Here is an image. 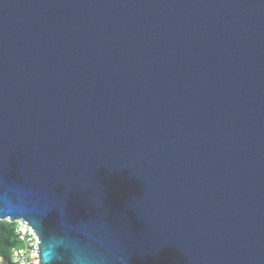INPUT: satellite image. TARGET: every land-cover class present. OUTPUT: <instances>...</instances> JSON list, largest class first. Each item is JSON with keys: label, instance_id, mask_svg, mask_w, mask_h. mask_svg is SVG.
Here are the masks:
<instances>
[{"label": "water", "instance_id": "obj_1", "mask_svg": "<svg viewBox=\"0 0 264 264\" xmlns=\"http://www.w3.org/2000/svg\"><path fill=\"white\" fill-rule=\"evenodd\" d=\"M38 264H264V0H0V220Z\"/></svg>", "mask_w": 264, "mask_h": 264}, {"label": "built area", "instance_id": "obj_2", "mask_svg": "<svg viewBox=\"0 0 264 264\" xmlns=\"http://www.w3.org/2000/svg\"><path fill=\"white\" fill-rule=\"evenodd\" d=\"M11 222L16 223L15 232L19 244L11 249L8 256L0 255V264H38L39 239L34 228L21 219Z\"/></svg>", "mask_w": 264, "mask_h": 264}, {"label": "trees", "instance_id": "obj_3", "mask_svg": "<svg viewBox=\"0 0 264 264\" xmlns=\"http://www.w3.org/2000/svg\"><path fill=\"white\" fill-rule=\"evenodd\" d=\"M15 228V222L0 220V255L8 256L11 249L19 244Z\"/></svg>", "mask_w": 264, "mask_h": 264}, {"label": "rangeland", "instance_id": "obj_4", "mask_svg": "<svg viewBox=\"0 0 264 264\" xmlns=\"http://www.w3.org/2000/svg\"><path fill=\"white\" fill-rule=\"evenodd\" d=\"M22 245V244H21Z\"/></svg>", "mask_w": 264, "mask_h": 264}]
</instances>
